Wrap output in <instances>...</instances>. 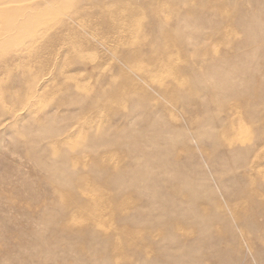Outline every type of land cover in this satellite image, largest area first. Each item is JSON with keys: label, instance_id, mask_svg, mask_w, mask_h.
I'll return each mask as SVG.
<instances>
[{"label": "rangeland", "instance_id": "374dc122", "mask_svg": "<svg viewBox=\"0 0 264 264\" xmlns=\"http://www.w3.org/2000/svg\"><path fill=\"white\" fill-rule=\"evenodd\" d=\"M0 264H264V0H0Z\"/></svg>", "mask_w": 264, "mask_h": 264}, {"label": "bare ground", "instance_id": "6f19581e", "mask_svg": "<svg viewBox=\"0 0 264 264\" xmlns=\"http://www.w3.org/2000/svg\"><path fill=\"white\" fill-rule=\"evenodd\" d=\"M75 14V13H74ZM77 15V14H76ZM75 16V15H74ZM82 16V15H81ZM72 18V17H71ZM73 19V18H72ZM75 19V18H74ZM85 17H79V18H76L75 20H79V21H82V22H85ZM33 27H36L38 24L36 23V22H32V24H31ZM85 27V26H84ZM47 32V31H46ZM29 42V41H28ZM30 45V44H29ZM243 116V115H242ZM242 136V135H241ZM231 138V137H230ZM231 139H233V138H231Z\"/></svg>", "mask_w": 264, "mask_h": 264}]
</instances>
